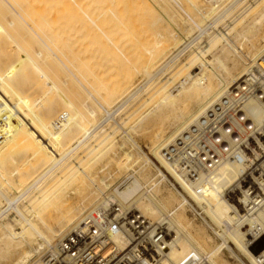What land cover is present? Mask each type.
Returning a JSON list of instances; mask_svg holds the SVG:
<instances>
[{
    "label": "bare ground",
    "instance_id": "bare-ground-1",
    "mask_svg": "<svg viewBox=\"0 0 264 264\" xmlns=\"http://www.w3.org/2000/svg\"><path fill=\"white\" fill-rule=\"evenodd\" d=\"M111 1H116L114 5L112 3L115 9L105 6L104 3L108 1L104 2V0H0V182L6 186L7 192L17 195L16 199L15 197L12 199L8 196L10 193H0V203L4 201L6 204L4 207L0 206V264H48L47 259L58 253L61 240L73 226L81 224L87 215L92 214L94 218L100 219L103 209L107 210L112 205L127 214L137 212L165 230L167 240L164 245L163 264H221L219 259L222 249L238 260L230 250L229 244L234 245L238 253L246 257L250 264H264V248L257 254L248 250V247L256 248L264 238V142L257 141L256 146H247V151H239L234 158L223 161L213 170L206 172L197 170L194 177H187L185 172L175 170L177 167L172 166L164 156V151L193 126L211 106L231 92L248 72L255 71L264 75V26L260 29L263 35L256 37L259 31V29L254 31L257 21L249 23L247 27H241L242 25L239 24L241 29L238 28V31L236 29L235 34L237 39H247L245 51H242L240 45L237 46L232 37H229L232 35L230 31H234L233 27H230V30L229 28L226 30H229L228 32L225 31L226 33L212 32L204 46L199 47L198 51L194 48L190 55L181 59L190 44L195 39H199L204 32L202 25L199 26L201 23L193 20L190 23L200 33L195 32L193 38L185 40L187 45L183 43L182 48L176 49L167 61L166 59L157 61L153 69L158 70L152 73V69L148 71L151 63L163 54L174 40L181 37L183 32L173 33L174 28L176 31V26L169 21H174L177 16L174 13L171 15L172 12L169 10V2L174 1L176 4L175 0H140L136 2L135 7L141 15L146 8L150 19L148 28L154 32L152 34H156L154 37L156 40L151 39L154 35L148 36L149 40L154 42L153 46L149 47L151 49H146L149 58L147 57L148 60L142 70H138L136 64L133 67L131 65L134 71L131 68L124 72L121 70L119 79L114 81L111 88H107L101 83L103 82L101 76L104 73L93 66L94 63L98 65L94 50H91L89 58L84 54L86 52L88 56L85 40H89L94 47V44L99 43V39L103 37L112 45L113 38L109 33L113 29L110 31L106 27L107 24L109 26V22L120 21L123 28L126 27L124 22L127 24L128 21H124L127 18L124 19V10H122L124 7H121L124 0ZM210 1L222 2V0ZM184 2L198 14L204 9H199L200 6L195 0ZM161 4L164 7H161ZM263 4L264 2L261 5ZM139 8L141 9L138 10ZM162 8H167L165 9L167 12L170 11L168 12L170 17L167 16L170 19L167 22L163 19L165 15ZM186 18L185 21H188V17ZM259 18L264 20V5L262 11H259ZM259 18L255 19L259 20ZM71 19L77 25L72 24L75 27L70 30L69 25L73 23ZM121 20L124 22L122 23ZM139 26L143 27V25ZM233 26L237 28L238 25ZM248 36H251L249 40ZM62 37L74 40L73 45H76L74 49L78 50V53L76 52L79 54L78 58L82 55L78 64L82 67L80 71L89 75L93 82L89 81L91 88L88 87L92 89L91 92H95L93 94L100 97L102 92L98 93L100 96L96 93L101 88L104 91L101 100H96L93 94L78 82L87 96L94 100V106L90 105L89 101L82 102L87 115L58 87L52 77L58 69L53 71L50 68L53 66H50L49 62L55 55L50 52L48 45H53L51 38L54 40ZM146 38L147 36L145 41ZM170 39L172 41L168 45ZM37 41L49 53L44 52L43 48L42 51L36 49V45L40 47ZM218 44L221 45L220 48H216L219 49V55L211 54V50L213 48L215 50ZM113 47L117 46L113 45ZM80 48L84 51H80ZM179 58L181 60L178 62L183 61V65L174 68L175 72L170 78L162 77L160 85L150 90V94L148 93L147 98H144L133 115L121 119L125 120L126 126L122 132L124 141L118 145L117 135L114 133L115 136L109 139L111 133L105 134L104 131L105 137L100 140L103 145L97 153H93L89 145L93 139L91 136L102 126L99 121L101 118L99 122L95 120L98 123L95 124L96 127L92 122L94 120H91L97 116L95 105L97 104L105 112L102 121L108 120L112 112H116L143 88L145 89L157 76H160L164 68L175 65ZM55 59L58 60L57 57ZM43 65L50 66V69ZM58 71L54 74L58 75ZM75 71L85 83L88 81L78 68ZM70 73L69 75L72 74ZM137 74L146 76L145 84L142 82L135 90H132L134 88L132 86L131 91H128ZM58 76L61 78L60 75ZM177 78H179L178 82L173 85ZM67 79L66 81L61 79L63 84L61 80L59 82L65 85L70 81ZM78 91H74L76 96L80 93ZM262 93L264 98V87ZM244 113L252 123L254 131L264 128V103L260 99H250ZM132 118L133 120L130 121ZM169 127L173 131L165 138L163 134ZM133 137H139L140 140L148 143L149 153L160 167L157 170V177L154 175L156 178L145 173L147 166H152L153 163L142 153ZM126 143H131V151L128 147L123 150ZM19 147L23 148L18 149L19 153L14 151L16 156L14 153V155L7 154L10 150ZM119 151L122 153L119 154ZM132 151H135V155ZM81 152L83 156L79 158ZM112 153L117 157L109 159L113 158L116 163L120 162L123 168L127 169V163L134 158L137 167H134L135 165L129 167L127 173L117 182V187L108 184L105 178H100L97 185L96 176L92 174L93 166L95 167L98 161H102ZM15 160H21L20 167L24 168V173L30 174V177L28 176L30 179L24 184L14 180V175L12 176V173H15L20 179L24 177L20 173V167L13 172H9L7 168ZM83 160H86L85 167L80 164ZM169 178L196 203H194L195 207L187 203L181 195L178 200L166 194L164 197L160 193V184L166 179V182H169ZM71 187L78 193V200L68 198L66 191ZM92 188H95V191ZM91 193L94 194L93 200L87 206L85 198ZM184 206L190 208L189 211L193 216L199 217L203 224L208 226L219 244L212 245V240L204 232H197L183 222ZM10 210L14 212L12 219L6 214ZM113 240L120 251L130 245L129 239L123 235H117Z\"/></svg>",
    "mask_w": 264,
    "mask_h": 264
},
{
    "label": "rangeland",
    "instance_id": "rangeland-1",
    "mask_svg": "<svg viewBox=\"0 0 264 264\" xmlns=\"http://www.w3.org/2000/svg\"><path fill=\"white\" fill-rule=\"evenodd\" d=\"M106 1H108V3L106 2ZM104 0V2H106L107 3V5H106V3H104L105 4V6H107L108 8H114V7H112V3H113V5L116 3V1H111V0ZM138 1H140V0H137V1H135V0H124L123 1V3H122V5H121V7L123 6L124 7V9H122V10H124L123 11V16H124V19H126V20H124V21H128L127 22V24H125V22H124V25L126 26H124L125 28H123V24L121 25L119 22L120 21H116L115 19V21L112 23V22H109V26H107L106 25V27H108L109 28V30L111 31V29H113L109 34V36H111V38H113V41H112V45H111V42L110 41H107L105 38H103V37H101L100 39H102V41L99 39V43H95V44H97L98 46H95V44H94V47H93V44H91L90 43V41L89 40H85L86 42H85V44L87 45V47H88V49H87V55L88 56H86V52H85V54H84V56L87 58H89V56H90V54H91V50H94V52H95V60H97L98 61V65H97V63L95 64L94 63V67L96 66L98 69H100V70H102V73H104V75L103 76H101V79H103L102 81L103 82H101V83H103V85L105 86V87H107V88H111L112 86L111 85H113L114 84V81L117 79H119V75H121V73H122V71L124 72L125 70H130V68H131V65H132V67L134 66V64H136L135 65V67L138 69V70H142V67H144V65H145V63H146V61L148 60V58H149V55L147 54V50L146 49H151V48H149V47H151V46H153V42L156 40V38H154L155 36H156V34L154 35V34H152V33H154V32H152L151 31V29L150 28H148V25H149V17L147 16V10H145L146 8H144V12H143V14L141 15L140 14V12L139 11H137V8L135 7V4H136V2H138ZM171 1V0H170ZM177 3L175 4V2L173 1H171V2H169L170 3V7H169V10L172 12L171 13V15L174 13V14H176L177 16H175V20L173 21V20H169L170 18V15H169V13L168 12H170L169 10H168V12L167 11H165V9H167V8H162L161 10H162V12H164L163 14L165 15V18H163V19H165V21L167 22V20H169L170 22L172 21L173 23V25L174 26H176V31H174L175 30V28H174V30H173V28H172V30H173V33H176V32H179V33H181V32H183V33H181L182 34V36L181 37H178L177 38V40L175 41H173V43H172V45H170L171 44V41H172V39H170V41L168 42V45H170L169 46V48L163 53V54H161L159 57H157V59L156 60H154V62L153 63H151V65H150V67L148 68V71L150 72V70L152 71V73H154V70L155 71H157L156 70V68L155 69H153V66L155 67V64L157 63V61H161V60H164V59H166L165 61H167V58L168 57H170V55L176 50V49H181L182 47V45H184L183 43H187L186 41L187 40H189L190 39V37H194V34H196L197 32H199L198 31V29L196 30V27L193 25V24H191L192 23V21L193 20H195V22H200L199 24V26H201L202 25V30L204 31L202 34H201V36H200V38L199 39H195L193 42H192V44H190V47L183 53L184 55V57L183 56H181L180 58L182 59H184V58H186V55L188 56V55H190V53H192L193 51H194V48L198 51V49H199V47H201V46H204L205 45V43H206V41L208 40V36H210L211 34H212V32H213V34L214 33H218L219 31L220 32H225L228 28H229V30H230V27L232 28L233 27V30L234 31H230V34H232V35H229V37L232 39V40H234V42L236 43V45L237 46H239L240 45V48H241V50L242 51H245L246 50V44H247V42H245V41H247V39H243V38H238L237 39V37H236V34H235V31H236V29H237V31L239 30V29H241V27H244V26H248V25H250L249 23H255L256 21V24L257 25H255V27H254V31H258L257 29H259V31L257 32V34H256V37H260V35L262 36L263 35V31L262 30H260V29H262L261 27H263L264 26V20H260V18H259V11H262V6L264 5H261L263 2H264V0H222V2L221 1H219V2H217V3H214L213 1L211 2L210 0H198V2H197V0H195L196 1V3H197V5L198 6H200L199 7V9H201L202 11H201V13H196L192 8H191V6H189L188 4V6L186 5V2H184L185 0H182L183 2H181L180 0V2H178V0H175ZM128 2V3H127ZM111 3V4H110ZM126 3V4H125ZM174 3V4H173ZM182 3H183V5H182ZM231 3H232V6H231ZM175 5V6H173V5ZM182 5V6H180V5ZM230 4V5H229ZM125 5V6H124ZM142 5H144V3L142 4ZM172 5V6H171ZM179 7V9H178V7ZM202 5V6H201ZM104 6V7H105ZM212 6H214V7H212ZM254 6V7H253ZM143 7H145V5L143 6ZM161 7H164L163 6V4H161ZM182 9H181V8ZM189 7V8H188ZM213 9H212V8ZM261 9H260V8ZM135 8V9H134ZM226 8V9H225ZM259 8V9H258ZM115 9V8H114ZM141 8H139L138 10H140ZM191 11H190V10ZM254 9H257V10H255L254 11ZM181 10H183L182 12H181ZM259 10V11H258ZM130 11V12H129ZM134 11H135V13H134ZM180 11V12H179ZM187 11V12H186ZM166 12L168 13V14H166ZM184 12H185V14H184ZM210 12V13H209ZM206 15H205V14ZM209 13V14H208ZM139 14V15H138ZM201 14H203L204 16H205V18H204V16H201ZM138 15V17H136ZM142 17H141V16ZM186 15V16H185ZM250 15V16H249ZM123 16H122V18H123ZM131 16V17H130ZM167 16H169V17H167ZM183 16H185V17H183ZM191 16V17H190ZM200 16H201V18H200ZM135 17V18H134ZM139 17H140V19H139ZM144 17H146V19H143ZM148 17V18H147ZM186 17H188V21H185L187 18ZM192 17H196V19H192ZM244 17V18H243ZM73 18V17H72ZM184 18V19H183ZM203 18V19H202ZM208 18V19H207ZM258 19L259 18V20H256V19ZM141 19H143V20H141ZM137 20V21H136ZM139 20V21H138ZM184 20V21H183ZM198 20V21H197ZM71 22L73 21V19H71L70 20ZM144 21V22H143ZM164 20H163V22H165ZM255 21V22H254ZM74 22L75 21H73V23H71V25H69V27H70V30L71 29H73V27H75L74 25H77V24H74ZM121 22H122V20H121ZM122 22V23H123ZM139 22V23H138ZM165 22V23H166ZM177 22V23H176ZM191 22V23H190ZM236 22V23H235ZM190 23V24H189ZM235 23V24H234ZM72 24H74V25H72ZM117 26H116V25ZM119 24V25H118ZM147 24V25H146ZM207 24V25H206ZM239 24H240V26H239ZM259 24V25H258ZM139 25H143V27L142 26H139ZM145 25V26H144ZM182 25V26H181ZM189 25H191V26H189ZM233 25H238L237 26V28L235 27V26H233ZM72 26V27H71ZM120 26H122V27H120ZM181 26V27H180ZM188 26V27H187ZM118 27V28H117ZM139 27V28H138ZM142 27V28H141ZM150 27V26H149ZM179 27H180V29H179ZM194 27V28H193ZM260 27V28H259ZM116 28H117V30H116ZM121 28V29H120ZM239 28V29H238ZM146 29H147V31H146ZM178 29V30H177ZM171 30V31H172ZM181 30V31H180ZM190 31V32H188V31ZM228 30V31H229ZM117 31H118V33H117ZM188 33H187V32ZM228 31H226V32H228ZM236 31V32H237ZM126 32H127V34H126ZM141 32H143V33H141ZM148 32H150L149 33V35L147 34ZM196 32V33H195ZM225 32V33H226ZM190 33H192V34H190ZM200 33V32H199ZM199 33H197V34H199ZM210 33V34H209ZM115 34V35H114ZM143 35V36H141V35ZM187 34V35H186ZM118 35V36H117ZM136 35V36H135ZM137 35H139V36H137ZM152 35H154L153 37H152ZM192 35V36H191ZM233 35H235V36H233ZM113 36V37H112ZM122 36V37H121ZM124 36V37H123ZM131 36V37H130ZM147 36V41H145V37ZM148 36L149 37H152L151 39H154V41H151V40H149L150 38H148ZM116 37V38H115ZM126 37V38H125ZM129 37V38H128ZM251 36H248V40H249V38H250ZM128 38V39H127ZM138 38H139V41H138ZM184 38V39H183ZM189 38V39H188ZM71 38H66V37H62V39L61 38H54V40H55V43H54V40H53V38H51V40H52V42H53V45H48L49 46V49L51 50L50 52L53 54L54 53V55H52L51 54V56H54L53 57V59H52V57H51V59L54 61H52V60H50V66H53V67H50V66H46V65H43V67H45V68H52L51 70H56V68L58 69V70H60L61 72H65V73H61L60 71H58V70H56V71H58L57 73H58V75H60V77L61 78H59V76L58 75H55L54 73L56 72H54L53 73V78H54V82L58 85V87L66 94V95H68L69 96V98H71L72 100H74V102H75V104L81 109V111L85 114V115H87V113H86V108L85 107H83L82 106V102L84 101V100H86V102H88L90 105H92V106H94V104H93V99H91V97H88L87 95L88 94H86L85 92H84V90L80 87V84L78 83V82H80L83 86H85V88H86V90H88L89 92H91L92 91V89L90 90V83H89V81L91 82V78H90V76L89 75H85V72L84 71H80L81 70V68L82 67H80L79 66V64H78V62H79V59L81 60V57H82V55H81V57L80 58H78V56H79V54H77L78 53V50H76V49H74L75 48V46L76 45H73L74 43H73V41L74 40H70ZM103 39H105V41L103 40ZM116 41H115V40ZM133 39V40H132ZM135 39V40H134ZM176 39V38H175ZM186 40V41H185ZM127 41H129V42H127ZM134 41H136V42H134ZM185 41V42H184ZM191 41V40H190ZM37 42H39V41H37ZM57 42V43H56ZM102 42V43H101ZM110 42V43H109ZM113 42H114V44H113ZM145 42V43H144ZM69 43V44H68ZM100 43L103 45L104 44V46H105V48H104V46H102V45H100ZM152 43V44H151ZM38 44H40V42L38 43ZM71 44V45H70ZM92 45V46H90V45ZM133 44H135V45H133ZM138 44V45H137ZM189 44V43H188ZM219 44H221V42L219 43ZM218 44V46H216L215 47V50H214V48L211 50V54L213 53V54H215V55H219V49H216V48H220L221 47V45H219ZM59 45V46H58ZM66 45V46H65ZM113 45L116 47V48H114L113 47ZM133 45V47H131ZM139 45L142 47H139ZM187 45V44H186ZM125 46V47H124ZM137 46V47H136ZM36 49H39V50H41L42 51V48L44 47V46H42V44H40V47H38V45H36ZM56 47V48H55ZM72 47V48H71ZM84 48L86 47L85 45L83 46ZM53 48V49H52ZM67 48V49H66ZM69 48V49H68ZM73 49V50H72ZM78 49V48H77ZM124 51H123V50ZM134 49V50H133ZM139 49H140V51H141V53H140V51H139ZM143 49V50H142ZM145 49V50H144ZM55 50V51H54ZM57 50V51H56ZM90 52H89V51ZM103 50V51H102ZM132 50V51H131ZM193 50V51H192ZM43 51L45 52L46 51V53L48 52L49 53V51L47 50V49H45V48H43ZM80 51H84L83 49H81L80 48ZM80 51H79V53H80ZM139 51V52H138ZM145 51V52H144ZM56 52V53H55ZM77 52V53H76ZM104 52V53H103ZM43 53V52H42ZM93 53V52H92ZM98 53V54H97ZM146 53V54H145ZM43 54H45V53H43ZM80 54H82V53H80ZM136 55V56H135ZM139 55V56H138ZM144 55H145V57H144ZM148 55V56H147ZM167 55V56H166ZM76 56V57H75ZM83 56V57H84ZM123 56V57H122ZM138 56V57H137ZM55 57H57L58 58V60L57 59H55ZM62 57V58H61ZM133 57V58H132ZM148 57V58H147ZM164 57H166V58H164ZM78 58V59H77ZM85 58V59H86ZM128 61H126L125 59ZM141 60H140V59ZM178 59L177 60V63H175V65L173 64L171 67H166V68H164L162 71H161V74H160V76H157V78H155L154 80H153V82H151L150 84H148L146 87H145V89L143 88L139 93H137L135 96H133V98H131V100H128V102L126 103V104H124V106H122L120 109H118L116 112H112L111 113V115L109 116V118H107L106 116H105V119L107 118L108 120H104V122L102 121L103 119H102V117H103V115H104V111L101 109V108H99V106L97 105H95V107H96V111H97V116L96 117H94V118H92L91 120H94V121H92L93 122V125L96 127V125H98V123H97V121L99 120V121H101V127L100 128H98V129H96L95 131H94V133L92 134V136L91 137H93V139L90 141V147L93 149V153H97L98 151H99V149L102 147V145L103 144H101V139H103L104 137H105V134H108L109 132L111 133V137L109 138V139H111L113 136H115V134L117 135V138H116V140L118 139V141H120V140H122V141H120V142H118L117 141V143H118V145L119 144H121V142H123L124 141V139H122V138H124L123 137V134H122V132H123V130L125 129V124H124V121H122L121 119H123L124 117H129L130 115H133V112L134 111H136L137 110V108H138V106L147 98V95H148V93L150 94V92L153 90V89H155V86H157V85H160V81L162 80V77L164 78L165 76H167V79L168 78H170L172 75H173V73L175 72L173 69L174 68H177V67H181L182 65H183V61H181V62H178V61H180L181 59ZM85 59H82V60H85ZM134 59H136V60H134ZM123 60V61H122ZM138 60V61H137ZM143 60H145V62L143 63ZM61 62V64H60V62ZM124 62V63H123ZM139 62V63H138ZM63 63V64H62ZM179 63V64H178ZM153 64V65H152ZM176 64H178L177 66H176ZM57 65V66H56ZM63 65H65V66H63ZM74 68H73V67ZM176 66V67H175ZM68 69V71H66V68ZM49 68V69H50ZM79 69V72H81V74H84L85 75V79H87L86 81V83H85V81H83L82 80V77L80 76V74H79V76H78V73L75 71L76 69ZM73 69V70H72ZM106 69V70H105ZM116 69V70H115ZM132 69V68H131ZM99 70V71H100ZM120 70V71H119ZM122 70V71H121ZM133 70V69H132ZM75 71V72H74ZM107 71V72H106ZM119 72V74H118V72ZM134 71V70H133ZM60 72V73H59ZM72 74H71V73ZM84 72V73H83ZM101 72V71H100ZM69 73L73 76H71V75H69ZM77 73V74H76ZM112 73V74H111ZM83 75V76H84ZM112 75L114 76V77H112ZM65 76H66V78H65ZM75 76V77H74ZM87 76H89V77H87ZM80 77V78H79ZM134 77V76H133ZM59 80H58V79ZM63 78V80L64 81H66V79L67 78H69V79H67V80H70V81H67V83H65V85H61V83H62V81L63 80H61ZM65 78V79H64ZM74 78H76V79H74ZM90 78V79H89ZM107 78V79H106ZM143 79V80H142ZM147 80V78H146V76L145 75H143V74H137L134 78H133V80H132V83L129 85V87H128V91H131V87L133 88L132 90H135V88H137L140 84H142V82H143V84H145V82H146V80ZM61 80V81H60ZM77 80V81H76ZM144 80H145V82H144ZM178 80H179V78H177L176 80H175V82H174V84L173 85H175L176 84V82H178ZM61 83H60V82ZM93 81V80H92ZM101 81V80H100ZM58 82L60 83V84H58ZM91 83H93V82H91ZM137 83V84H136ZM63 84V83H62ZM74 84V85H73ZM86 84H88L87 86H86ZM95 84V83H94ZM67 85H69V86H67ZM107 85V86H106ZM172 85V86H173ZM64 86V87H63ZM90 88H89V87ZM66 87V88H65ZM72 87H73V90L74 91H78V90H80V88H81V90L80 91H78V92H80L79 93V95H75V93H74V91L73 90H71L72 89ZM76 88H78V89H76ZM151 90V91H150ZM127 91V92H128ZM78 92L76 93V94H78ZM102 92V93H101ZM103 89L101 88L96 94H97V96H100L99 94L101 93L102 95L100 96V97H96L95 96V94H93V93H95V92H91L92 94H93V97L96 99V100H101V98L103 97ZM134 92V91H133ZM99 93V94H98ZM29 94V93H28ZM82 94V95H81ZM73 96V97H72ZM83 96H85V97H83ZM87 96V97H86ZM79 97H80V99H79ZM87 98V99H86ZM98 98V99H97ZM145 98V99H144ZM83 99V100H82ZM81 100V101H80ZM81 104H79V103ZM82 106V107H81ZM99 111V112H98ZM101 116V117H100ZM88 117V116H87ZM90 120V119H89ZM95 120H97L96 122H95ZM133 120V118L130 120V121H132ZM98 121V122H99ZM96 124V125H95ZM123 124V125H122ZM120 126V127H119ZM103 129V130H102ZM113 130V131H112ZM105 131V132H104ZM172 128L171 127H169V128H167V129H165V132H164V137L165 138H167L169 135H171V133H172ZM103 132L105 133V134H103ZM115 133V134H114ZM134 139V141H136V143L138 144V146H140V149H141V151H142V153L153 163L152 164V166L150 165V166H147V169H146V171H145V173L147 172V174L149 173V175H152L153 176V178H156L157 177V170L160 168L159 167V164H158V162L150 155V153H149V145H148V143L146 142H144L143 140H140V138L139 137H133ZM136 139V140H135ZM101 140V141H100ZM140 140V141H139ZM100 141V142H99ZM98 143H100V144H98ZM99 146H98V145ZM130 145H131V143L129 144V143H126V146L123 148V150H126V148L128 147V149H130V151L132 150V148L130 147ZM96 147V148H93V147ZM21 148H23V147H19V148H17V149H14V150H10L9 152H7V154H11V155H14L15 154V152L16 153H19L20 152V150H18V149H21ZM97 149V150H96ZM17 150V151H16ZM11 151H13V152H11ZM15 151V152H14ZM19 151V152H18ZM118 151V150H117ZM116 151V152H117ZM120 153L119 154H121L122 153V151H119ZM14 153V154H13ZM118 153V152H117ZM132 153L135 155V151H132ZM20 154H22V152L20 153ZM83 156V154H82V152L81 153H79V158H81L82 156ZM15 156H16V154H15ZM81 156V157H80ZM110 157H113L114 159L117 157H115L114 155H113V153H112V155H109V156H107L105 159H102V161L100 162V161H98V163H96V165H95V167L93 166V169L92 170H94V172H92V174H93V176L95 177V182H96V184L98 185L99 184V182H100V178L101 179H103V178H105V180L107 181V183L108 184H110L111 186H113V187H117V182L120 180V179H122L123 178V176L127 173V169L129 168V167H133L134 165V167H137V162H135L134 160H135V158L132 160V161H130L129 163H127V169L126 168H123V166L121 165V163L120 162H115L114 161V159L113 158H111V159H109ZM112 160V161H111ZM17 161V162H16ZM15 162V163H14ZM13 163H11L7 168H8V170H9V172H13V170H17V169H20L21 167V160H15ZM85 162H86V160H83L80 164H81V166H86L85 165ZM113 162H115V163H113ZM141 163V162H140ZM133 164V165H132ZM138 165H139V161H138ZM20 167V168H19ZM22 169V168H21ZM21 169H20V173H22L23 175H24V177H22L21 179L19 178V176L18 175H15V173L13 174L12 173V176H13V179L14 180H19L18 182H20V183H22V184H24L26 181H27V179H30L29 177V175L30 174H28V173H24V168L22 169L23 171H21ZM102 169V170H101ZM156 177H155V176ZM29 176V177H28ZM108 178H107V177ZM28 177V178H27ZM25 180H24V179ZM98 178H99V180H98ZM158 179V178H157ZM97 180H98V182H97ZM169 182H166L167 181V179H166V181L165 182H162L161 184H162V186H161V184H160V186H159V190H160V193L162 194V195H164V197H165V194H166V196H172L173 198L175 197V199L177 198L178 200H180V196L179 195H181L186 201H187V203H189L190 205H192L193 207H195L194 206V201H192L190 198H188L187 197V195L176 185V184H174V182L169 178ZM0 187L2 188H0V193H2V194H8V193H10L8 196L10 197L11 196V198L13 199L15 196H17L16 194H14V193H12V192H10L9 190V192H7V189H6V186H4V184L2 183V182H0ZM5 189V190H4ZM72 189H74V188H72L71 187V189L70 190H67L66 191V193L68 194V198H71V200H78V198H79V195H78V193L76 192V190L74 189V190H72ZM6 192H4V191ZM92 190L93 191H95V188H92ZM166 190V191H165ZM73 191V192H72ZM172 192V193H171ZM94 193V192H93ZM67 194H66V197H67ZM93 196H94V194H92L91 193V195L89 194V195H87V197L85 198V204L88 206L89 205V203H90V201H92L93 200ZM72 197H73V199H72ZM17 197H15L14 199H16ZM3 203V204H2ZM196 204V203H195ZM2 205H3V207H4V205H6L5 203H4V201L2 202L1 201V203H0V206L2 207ZM21 205V204H20ZM186 206V205H185ZM184 206V208H183V214H184V220H183V222L184 223H186V225H190L189 227H191V228H193V229H195L197 232H204V234L205 235H207V236H209V238L212 240V245H217V244H219L218 243V240H216L215 239V237L213 236V234H212V232L208 229V226L204 223L203 224V222H202V220H200L199 219V217H197V216H193V214L189 211V209L190 208H188V207H185ZM170 208V207H169ZM9 212V213H8ZM6 214H7V217H10L11 219L13 218V216H14V212L12 211V210H10V211H8ZM5 214V215H6ZM186 214V215H185ZM11 215H12V217H11ZM187 219V220H186ZM193 222V223H192ZM203 228V229H202ZM229 248H230V250L231 251H233V253L235 254L234 256H236V257H238V260L236 259V258H234L233 256H231L226 250H223L222 249V253H221V255H220V263L221 264H250L249 263V261L247 260V258L246 257H244L243 255H241L240 253H238V251L235 249V247H234V245H232V244H229ZM264 248V238H263V240H262V242L261 243H259V245H257L256 246V248H253V247H248V250H250V252H252L253 254H257L259 251H261L262 249ZM237 252V253H236ZM222 258V259H221ZM225 262H224V261ZM241 263H240V262ZM224 262V263H223Z\"/></svg>",
    "mask_w": 264,
    "mask_h": 264
},
{
    "label": "built area",
    "instance_id": "built-area-1",
    "mask_svg": "<svg viewBox=\"0 0 264 264\" xmlns=\"http://www.w3.org/2000/svg\"><path fill=\"white\" fill-rule=\"evenodd\" d=\"M264 75L248 72L186 132L164 151L165 159L177 171L194 177L197 170L215 169L234 158L247 146L264 142V128L254 131L244 113L248 101L264 103ZM126 236L129 246L121 250L114 243ZM165 230L137 212L127 214L112 205L103 209L100 219L87 215L61 240L58 253L48 264H163Z\"/></svg>",
    "mask_w": 264,
    "mask_h": 264
}]
</instances>
